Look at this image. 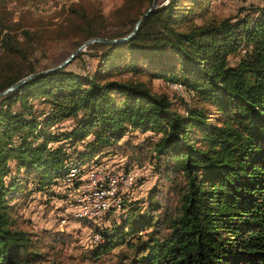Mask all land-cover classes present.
<instances>
[{"label": "trees", "instance_id": "16d2710c", "mask_svg": "<svg viewBox=\"0 0 264 264\" xmlns=\"http://www.w3.org/2000/svg\"><path fill=\"white\" fill-rule=\"evenodd\" d=\"M151 3L124 0L113 13L127 28L113 32L74 10L72 29L83 32L78 47L126 36ZM205 9L204 0H167L128 41L86 46L102 47L91 74L63 66L0 96V264H79L65 253L72 237L40 236L18 208L33 187L44 191L62 176L72 156L85 162L115 152L129 165L151 163L160 187L145 211L137 200L123 201L126 213L100 230L93 259L114 260L123 243L133 252L112 264H264V5L197 23ZM12 40L3 33L13 53ZM21 61L2 65L0 92L49 69ZM125 72L184 85L193 92L186 112L144 83L113 78ZM67 120L73 127L58 130ZM149 130L160 136L122 141L128 131Z\"/></svg>", "mask_w": 264, "mask_h": 264}, {"label": "rangeland", "instance_id": "374dc122", "mask_svg": "<svg viewBox=\"0 0 264 264\" xmlns=\"http://www.w3.org/2000/svg\"><path fill=\"white\" fill-rule=\"evenodd\" d=\"M124 0H0V68L6 63L19 64L22 59L35 64L36 69L56 67L62 63L72 52L78 48V43L83 32L72 29L74 10L83 8L88 13L94 26L103 28L106 32L120 31L127 28V20H120L114 15V10L122 5ZM159 5L166 4L167 0H159ZM206 9L203 17H196L197 23L208 19H223L232 16H241L249 6H262L264 0H204ZM3 30V31H2ZM29 32V36L25 32ZM8 32L12 36V43L19 46L17 52H8L2 41L3 33ZM102 47L80 49L71 61L66 64V69L78 74H91L98 63L95 54L100 53ZM237 57H229V62L234 65ZM119 80H132L149 86L155 93H164L173 102V106L185 113L188 104L191 103L192 94L184 90H175L172 83L162 79H151L143 75H132L130 72L113 76ZM42 106L37 105L40 109ZM72 120L64 121L58 126V130H69L73 127ZM57 129V128H56ZM52 129V130H56ZM135 137L134 143L145 139L156 140L160 135L154 131H128L122 138ZM56 146V143L51 144ZM80 150L81 146H76ZM72 152V149H68ZM73 157V156H72ZM107 159L113 167L139 168L137 183L129 193L128 200H137L140 212L147 210L148 203L153 198L152 191L158 186L159 177L154 172L152 164L129 165L127 155L121 153H109L100 156ZM87 162V161H86ZM85 162V163H86ZM14 161L8 163L10 173H16ZM160 187V186H158ZM32 184H29V189ZM25 201L18 208L19 216L33 231L41 235L51 233H64L73 238L65 248V253L79 264H87L86 260H93V264H112L124 255L131 254L132 249L126 244H118L112 250L114 260H106L103 256L93 259L91 252L94 246L89 243L88 236L92 227L85 226L82 220L71 217L66 202V192L60 188V182L48 186L44 191H31ZM154 193V192H153ZM156 193V192H155ZM20 200V199H19ZM127 200V199H124ZM127 200V201H128ZM153 200V199H152ZM115 222H121L122 215L111 217ZM64 220V221H62ZM110 221V220H109ZM107 223V222H106ZM112 223V224H113ZM111 224V225H112ZM107 225L108 228L111 226ZM128 232L129 228H125Z\"/></svg>", "mask_w": 264, "mask_h": 264}, {"label": "built area", "instance_id": "2783aa9c", "mask_svg": "<svg viewBox=\"0 0 264 264\" xmlns=\"http://www.w3.org/2000/svg\"><path fill=\"white\" fill-rule=\"evenodd\" d=\"M172 87L190 92L193 96V92L180 83H172ZM100 156L104 155L90 158L86 163L71 157L67 161L66 172L48 185L60 182V188L66 192L71 217L93 225L88 240L94 247L102 242L100 230L116 220L111 217L126 213L123 201L128 200L139 177L137 166L113 167L105 158L99 161Z\"/></svg>", "mask_w": 264, "mask_h": 264}, {"label": "water", "instance_id": "95a60500", "mask_svg": "<svg viewBox=\"0 0 264 264\" xmlns=\"http://www.w3.org/2000/svg\"><path fill=\"white\" fill-rule=\"evenodd\" d=\"M159 6V0H152L151 5L149 6V8L146 10V12L136 21L133 30L128 33L126 36H123L121 38H115V39H108V38H102V37H95V38H91L86 40L84 43H82L74 52H72L62 63H60L59 65H57L54 68H49L46 70H43L39 73H35V74H30L28 76H25L24 78L20 79L19 81H17L16 83H14L13 85L9 86L7 89H5L4 91L0 92V96L3 94H6L8 92L13 91L14 89L18 88L21 84H23L24 82H26L27 80L35 77L36 75H40V74H44L47 73L49 71H52L54 69L57 68H61L63 66H65L66 64H68L71 59L74 57V55L82 48L88 46L89 44L92 43H122V42H126L128 41L130 38H132L138 28L140 23L145 19V17L148 15L149 12H151L152 10H154L155 8H157Z\"/></svg>", "mask_w": 264, "mask_h": 264}]
</instances>
